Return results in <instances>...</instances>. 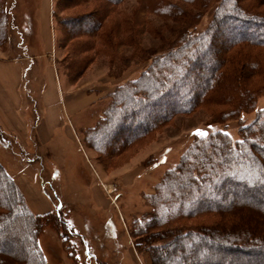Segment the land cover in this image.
I'll use <instances>...</instances> for the list:
<instances>
[{
    "label": "rangeland",
    "instance_id": "obj_1",
    "mask_svg": "<svg viewBox=\"0 0 264 264\" xmlns=\"http://www.w3.org/2000/svg\"><path fill=\"white\" fill-rule=\"evenodd\" d=\"M112 1L115 3L104 0H5L3 3L7 9L0 31V63L18 65L21 75L15 83L14 96L20 100L19 107L25 110L22 107L19 112L17 104H12L8 93L0 88V102L6 108L0 110V162L26 204L30 202L33 211L29 206L27 209L31 213L57 211L72 230L71 234L63 232L61 238L65 239H61L58 230L44 228L41 244L49 264H152L150 243L163 247L164 254L172 253L168 244L177 232L167 234L171 224L153 227L151 237L135 235L137 230L132 228L135 221L150 210L147 196L153 193L166 169L178 163L198 130L209 133L223 129L233 140L238 139L236 119L215 123L219 120H215L217 112L225 110L224 107L202 104L186 111L183 106L189 102V90L181 89L182 98L177 103H169L168 110L163 112L172 113L168 120L126 142L116 152L111 154L105 149L100 154L85 143L82 133L86 135L104 119L115 87L135 79L158 57L172 52L186 29L194 33L205 31L221 0L196 3L168 0L174 8L169 7L171 13L163 14L154 12L153 9L161 7L157 2ZM229 4L231 9L264 15V0H238ZM95 17H100V25L94 33L88 32V24ZM217 36L219 43L228 40L226 36ZM242 47L234 48V52L240 55L252 51L258 54L252 56L260 65L264 64L263 50ZM200 62L199 70L203 72L212 63L209 55L202 56ZM190 72L193 76L195 71ZM193 80V77L185 80L186 88L189 89ZM66 84L70 89L93 86L97 101L85 106L79 114H67L62 106L67 95ZM43 93L44 100H41ZM254 102V109L241 113L243 123H250L264 108L263 91ZM147 103L145 100L131 107L146 106L144 110L135 109L134 117L142 120L149 113ZM42 110L45 111L42 113ZM61 113L66 125L56 127ZM157 113L153 111L149 115L153 117ZM11 115L21 123L20 129L14 125ZM143 121L139 125L125 123L122 133L113 131L108 139L145 128L148 122L146 118ZM41 122L53 130L50 144L44 132L38 137L40 129L43 130ZM93 142L100 146L105 141ZM237 207H242L238 209L241 212L246 210L243 206ZM16 219L23 225L22 218ZM216 219V214L205 215L171 226L187 229L194 224L211 225ZM8 221H12L10 215L8 220H0V227ZM81 239L90 244L92 256L85 258ZM181 240L185 245L186 239ZM236 241L229 243L237 244ZM261 244L254 239L245 245L250 247L241 246L242 250H237L238 257L232 258L229 253L225 256L231 262L251 264L246 259H256L253 256L251 259L250 253H264ZM183 247L181 250L185 252ZM0 264L24 263L10 254L0 253Z\"/></svg>",
    "mask_w": 264,
    "mask_h": 264
},
{
    "label": "trees",
    "instance_id": "obj_2",
    "mask_svg": "<svg viewBox=\"0 0 264 264\" xmlns=\"http://www.w3.org/2000/svg\"><path fill=\"white\" fill-rule=\"evenodd\" d=\"M153 1L145 0L146 4L160 3V8L153 9L158 14L171 13L169 7L174 8L168 0ZM186 1L196 3L198 0ZM237 1L221 0L205 31L194 33L186 29L172 52L158 57L135 79L116 86L110 95L111 104L104 112V119L98 126L89 129L86 135L82 133L85 143L98 153L107 149L112 154L126 142L141 137L168 120L172 113L163 112L168 110L169 103H177L182 98L181 89L185 92L189 90L190 96L189 102L183 106L184 110L190 111L202 104L221 106L225 110L217 112L215 120H219L215 123L238 121L237 140H233L223 129L206 132L205 136L196 134L178 163L166 169L154 186L153 193L147 196L150 210L132 227L137 230V237H151L153 227L172 225L187 218L212 214L218 218L211 225L194 224L187 229L170 225L173 229L169 228L167 234L173 230L177 232L168 244L172 253L164 254L163 247L150 243L148 249L152 264H164L166 259V264H250L234 259L231 262L225 253L236 258L237 250H242L241 246L250 247L245 245L254 239L264 247V108L248 124L241 119V113L254 109L255 98L264 92V64L261 62L260 65L252 56L257 53L251 51L237 55L234 52V48L243 49L242 46L264 51V15L228 6ZM4 2L0 0V31L5 19L4 10L7 9ZM88 25V32L94 33L100 25V17H95ZM217 34L226 36L228 40L217 42ZM207 54L212 63L203 72L199 70L200 58L207 57ZM191 69L195 71L193 76ZM189 77L194 80L188 89L185 80ZM145 100L149 101L146 104L149 113L142 120L137 119L134 111L144 110L146 106L141 105L135 108L137 110L131 107ZM153 111L159 114L151 117L149 114ZM145 118L148 122L144 124L145 128L108 139L113 131L122 133L125 123L139 125ZM94 140L105 142L99 146ZM237 206L246 210L241 212L238 209L242 207ZM27 208L18 186L0 162V220H8L9 215L12 219L0 227V253L10 254L24 264H49L41 244L44 228L58 230L60 238L63 232L71 234L72 230L57 211L33 214ZM16 218H22L23 225ZM182 238L186 239L185 245ZM234 241L237 244L229 243ZM80 242L84 246L82 252L85 258L92 256L90 244L82 239ZM253 247L259 249L256 245ZM175 251L178 253L175 254ZM249 255L251 259H256H246V262L264 264V253Z\"/></svg>",
    "mask_w": 264,
    "mask_h": 264
},
{
    "label": "crops",
    "instance_id": "obj_3",
    "mask_svg": "<svg viewBox=\"0 0 264 264\" xmlns=\"http://www.w3.org/2000/svg\"><path fill=\"white\" fill-rule=\"evenodd\" d=\"M20 75H21V72H20V69H19L17 64H14L13 62L0 63V88L4 91L5 94L8 93V95L10 96L12 104L13 103L17 104V108H18L19 112H20V110H22L23 106L21 108L19 107L20 106V102H19L20 100L18 98H15L14 94H16L15 83L19 82ZM87 89L86 88L83 89V87H81V89H79V88L70 89L68 87V85L66 84L67 95L65 96V98H63V102H62L63 105L62 106H63L64 111L67 114H69V113L70 114H79L80 112H82V110L84 109L85 106H88L91 103H94L97 101V98H95V95H94L96 92H95L93 86L92 87L88 86ZM83 90L87 91V93L86 92L84 93ZM40 99L44 100V93L42 94ZM37 103L39 104V100H37ZM3 108H5V105L2 102H0V110H4ZM23 109H24V107H23ZM44 111L45 110H42V113ZM1 115L5 116V114H1ZM60 115H62V116L59 117V121L57 120L58 123H57L56 127H60L61 124H63V125L65 124L64 123V120H65L64 115L62 113ZM11 116L15 122L14 125L18 129H20L22 127V125L19 122V120L17 119V117L16 116L14 117L13 115H11ZM21 118H23V117L21 116ZM23 120H26V119L24 118ZM41 125L43 126L42 127L43 130L40 129L41 131H40V134L38 133L39 134L38 137L41 138L42 137L41 134L45 133L44 135H46V137H47L46 142H48L50 144L51 141L53 140V138H52L53 130H52V128L47 126V123H45V122H43V123L41 122ZM67 125H68V129L72 128V125L70 124V122H68ZM13 130H15V129H13ZM25 130H26V128H25ZM25 132H28V131L26 130ZM40 135H41V137H40ZM75 137H76V135H75ZM27 205L29 206L30 209H32L29 201H28ZM32 211H33V209H32Z\"/></svg>",
    "mask_w": 264,
    "mask_h": 264
},
{
    "label": "snow or ice",
    "instance_id": "obj_4",
    "mask_svg": "<svg viewBox=\"0 0 264 264\" xmlns=\"http://www.w3.org/2000/svg\"><path fill=\"white\" fill-rule=\"evenodd\" d=\"M197 134L200 135V136H205V135H206V133L201 132V131H199V130L197 131Z\"/></svg>",
    "mask_w": 264,
    "mask_h": 264
}]
</instances>
